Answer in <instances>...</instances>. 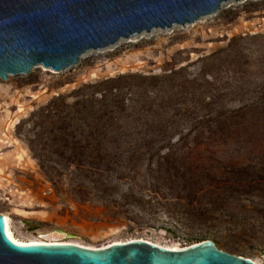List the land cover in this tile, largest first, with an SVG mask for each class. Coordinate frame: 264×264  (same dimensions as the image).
<instances>
[{
	"label": "rangeland",
	"instance_id": "374dc122",
	"mask_svg": "<svg viewBox=\"0 0 264 264\" xmlns=\"http://www.w3.org/2000/svg\"><path fill=\"white\" fill-rule=\"evenodd\" d=\"M261 96L264 0L8 75L0 213L21 240L204 238L264 263V103L250 104Z\"/></svg>",
	"mask_w": 264,
	"mask_h": 264
},
{
	"label": "water",
	"instance_id": "95a60500",
	"mask_svg": "<svg viewBox=\"0 0 264 264\" xmlns=\"http://www.w3.org/2000/svg\"><path fill=\"white\" fill-rule=\"evenodd\" d=\"M227 0H0V79L41 64L61 71L80 54L152 27L191 23ZM0 264H257L211 240L168 250L142 240L88 248L19 244L0 213Z\"/></svg>",
	"mask_w": 264,
	"mask_h": 264
},
{
	"label": "bare ground",
	"instance_id": "6f19581e",
	"mask_svg": "<svg viewBox=\"0 0 264 264\" xmlns=\"http://www.w3.org/2000/svg\"><path fill=\"white\" fill-rule=\"evenodd\" d=\"M2 215L4 217L5 232H6L7 236L12 241H14L16 243H19V244L71 243V244H76V245L83 246V247H88V248H104V247L109 246L110 244H113V243H124V241H114L112 243L110 242L107 245H103L101 247H91V246H88V245H83V244H79V243H75V242L64 240L65 236H67V233L65 231L61 230V229H53V230L47 231V232L41 234L39 239L21 240V239L17 238L14 235V233L12 231V228L10 226V218L6 214H2ZM133 240H142V241L154 244L156 246H161V247L166 248L168 250H178V249L182 248V247L164 245V244H161V243H158V242H154V241H150V240L143 239V238L131 239L129 241H133ZM125 242H127V241H125ZM246 258H248V257H246ZM248 259H250L251 261H253V262L257 263V264H264V263H262V262H260L258 260H254L252 258H248Z\"/></svg>",
	"mask_w": 264,
	"mask_h": 264
},
{
	"label": "trees",
	"instance_id": "16d2710c",
	"mask_svg": "<svg viewBox=\"0 0 264 264\" xmlns=\"http://www.w3.org/2000/svg\"><path fill=\"white\" fill-rule=\"evenodd\" d=\"M256 103H264V96L258 97V98H256L255 101L250 102L251 105L256 104ZM189 213L192 214V215H193V214L195 215L194 212H191V211H190ZM204 213H206V211L203 210V211H198L197 214H198L199 217L203 218L202 216H203ZM202 240H206V239H204V238H202V239H198V240H195V241L192 242V243L199 242V241H202ZM192 243H190V244H192ZM190 244H189V245H190Z\"/></svg>",
	"mask_w": 264,
	"mask_h": 264
}]
</instances>
